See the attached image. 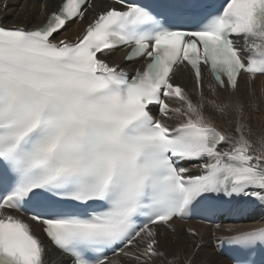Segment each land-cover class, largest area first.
Returning <instances> with one entry per match:
<instances>
[{"label":"snow or ice","instance_id":"6c2138e0","mask_svg":"<svg viewBox=\"0 0 264 264\" xmlns=\"http://www.w3.org/2000/svg\"><path fill=\"white\" fill-rule=\"evenodd\" d=\"M115 3L122 8L101 11L75 43L52 37L83 19L89 0H63L35 29L0 27V264H44L29 221L72 264H111L108 253L129 246L162 256L155 226L211 211L210 194L264 203V142L255 149L240 126L237 139L218 130L203 102L172 83L178 64L190 66L197 89L202 66L213 90L235 89L242 73L264 76V0L174 2L155 15L135 0ZM118 47L145 60L131 79L101 58ZM181 161H201V174ZM226 242L237 264H257L250 256L264 251V226Z\"/></svg>","mask_w":264,"mask_h":264},{"label":"bare ground","instance_id":"6f19581e","mask_svg":"<svg viewBox=\"0 0 264 264\" xmlns=\"http://www.w3.org/2000/svg\"><path fill=\"white\" fill-rule=\"evenodd\" d=\"M59 2L60 0H0V23L7 27L36 28L44 23L50 12L55 11ZM91 5V7H87L83 19L68 23L56 35V42L64 40L66 43H71L76 40L82 29L103 10L104 6L97 0H94ZM122 56L123 53L117 51L101 56V58L105 61L110 60L108 62L110 66L120 65L128 69V64H124L121 60ZM172 83L180 85L193 103L203 102L205 115L210 117L218 130L237 139L239 134L236 132V128L240 126L244 136L252 142L254 148L260 149L264 142V77H240L235 89L215 86V90H213L214 83L204 72L200 97H198L193 76L188 69L176 68L172 75ZM201 96L203 97L202 101ZM164 99L170 107L178 106L175 99ZM156 115L170 127H174L178 122L174 114L171 119L161 117L159 112H156ZM229 147L230 145H224L222 150H228ZM192 172L194 173L195 170L192 169ZM262 206L264 207V203ZM261 223L264 224V216ZM187 227L195 230L203 238L186 234L185 225L172 222L167 229L156 227L157 247L163 253L162 256L147 260L145 257L139 256L136 246H131V249L126 252L134 259L118 257L114 264H230L211 249L209 245L211 233L214 232L215 235L222 238L249 228V226L240 225L234 230L229 227H221L211 231L210 228L198 224H189ZM56 256L55 252L47 248L44 264H61V260L56 259Z\"/></svg>","mask_w":264,"mask_h":264}]
</instances>
